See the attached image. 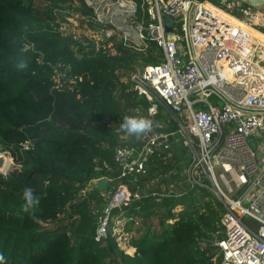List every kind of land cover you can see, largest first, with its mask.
<instances>
[{"label":"trees","instance_id":"trees-1","mask_svg":"<svg viewBox=\"0 0 264 264\" xmlns=\"http://www.w3.org/2000/svg\"><path fill=\"white\" fill-rule=\"evenodd\" d=\"M70 1L0 0V152L17 166L0 173V264H219L215 242L224 235V204L209 187L186 178L176 193L156 188L160 200L150 191L114 209L125 225L112 219L108 237L96 241L90 208L93 199L102 200L97 189L81 197L79 191L100 174L118 175V169H95L103 162L117 168L114 151L125 133L105 120L148 105L122 78L139 62H152L155 47L146 56L117 45L113 55L65 36L53 7ZM77 1L76 11L89 17L91 10ZM171 162H157L147 178L161 174L167 181ZM25 188L40 198L28 211ZM70 211L74 218L54 225Z\"/></svg>","mask_w":264,"mask_h":264},{"label":"built area","instance_id":"built-area-1","mask_svg":"<svg viewBox=\"0 0 264 264\" xmlns=\"http://www.w3.org/2000/svg\"><path fill=\"white\" fill-rule=\"evenodd\" d=\"M82 2L91 10L80 17L94 49L116 55L120 45L148 56L155 47L153 61L142 63L128 80L129 91L148 103L130 113L152 119V130L139 138L121 133L113 156L117 168L107 162L95 168L118 169V175L100 174L79 191L86 196L107 178L106 189L98 190L101 204L91 202L96 241L108 237L112 219L125 225L114 209L150 191L161 199L146 179L157 162L173 160L180 139L191 157L186 181L209 187L225 207L224 235L215 242L219 264H264V41L248 30L264 34V11L240 0ZM55 80L60 89L59 74ZM122 120L107 117L105 123L121 126ZM168 125L177 128L165 130ZM0 173L8 175V165ZM124 235L127 243L129 234Z\"/></svg>","mask_w":264,"mask_h":264},{"label":"rangeland","instance_id":"rangeland-1","mask_svg":"<svg viewBox=\"0 0 264 264\" xmlns=\"http://www.w3.org/2000/svg\"><path fill=\"white\" fill-rule=\"evenodd\" d=\"M214 2H218L219 0H214ZM47 2H37L36 5L41 8L46 6ZM80 4L76 0H72L66 4H60L58 6H54L53 10L57 14V20L58 22L61 23V30L63 31V34L65 36H71L74 40H77L78 42L83 43L85 46L86 44L84 43V40H87V32L84 28L85 21L80 17L79 13L76 11V8ZM141 67L140 62L136 65V69H139ZM133 70V71H135ZM132 72V71H131ZM126 73V75H123V82H126L127 85L129 86V76L131 74ZM181 137V136H180ZM180 139L177 140V143L174 144L173 146V154H174V160H172L171 163H173L171 172L168 173L167 178H171V181L169 178L167 181H165V177L161 174L155 175L153 177L147 178L148 185L147 188L149 187V183H153V185H150L151 188L156 189L159 188L161 190H165L168 192H173L176 193L182 188V184L185 183H180V182H185L186 178V170L189 166L190 162V156L188 150L184 147L183 143L179 141ZM0 155L6 156L8 159V170L12 172L14 169L17 168L16 163L14 158L6 153V152H0ZM151 173V169H150ZM151 175V174H150ZM94 186V184H93ZM105 190V189H103ZM91 213L92 209L90 208ZM72 211L69 213H61L58 217V220L54 222V225L59 224V223H68L72 218H74ZM157 222V220H155ZM53 225V224H52ZM50 225L51 227H53ZM48 226V225H46ZM132 252V251H130Z\"/></svg>","mask_w":264,"mask_h":264},{"label":"clouds","instance_id":"clouds-1","mask_svg":"<svg viewBox=\"0 0 264 264\" xmlns=\"http://www.w3.org/2000/svg\"><path fill=\"white\" fill-rule=\"evenodd\" d=\"M20 68H25L26 64L21 63L19 65ZM155 115V109L149 110V116ZM154 121L145 116H126L123 119L121 124V129L128 133L129 135L136 136L139 138L141 135L150 132L153 128ZM23 199L25 201L24 210L28 211L29 209L35 207L40 203V198L36 194H34L31 188H25L23 193ZM3 260V257L0 256V261Z\"/></svg>","mask_w":264,"mask_h":264},{"label":"water","instance_id":"water-1","mask_svg":"<svg viewBox=\"0 0 264 264\" xmlns=\"http://www.w3.org/2000/svg\"><path fill=\"white\" fill-rule=\"evenodd\" d=\"M240 1L244 2L245 4L255 9L264 11V0H240ZM84 43L86 44L87 47L90 48L96 47L95 43H90L88 40H84ZM7 160L8 159L6 158V156L0 155V171L4 170L8 165L9 162ZM106 187H107V178H103L94 184V188H96L97 190H103L106 189Z\"/></svg>","mask_w":264,"mask_h":264},{"label":"bare ground","instance_id":"bare-ground-1","mask_svg":"<svg viewBox=\"0 0 264 264\" xmlns=\"http://www.w3.org/2000/svg\"><path fill=\"white\" fill-rule=\"evenodd\" d=\"M222 14H224V13H222ZM237 23L240 24V22H237ZM240 25H242V24H240ZM248 30H251V31H250V34H251L252 36H255L256 38H259V39H261V40L264 41V35H263V34H261V33L257 32V31H255V29H252V28H250V29H248Z\"/></svg>","mask_w":264,"mask_h":264},{"label":"crops","instance_id":"crops-1","mask_svg":"<svg viewBox=\"0 0 264 264\" xmlns=\"http://www.w3.org/2000/svg\"><path fill=\"white\" fill-rule=\"evenodd\" d=\"M240 25V24H239ZM242 26V25H241ZM251 30H249V32H250Z\"/></svg>","mask_w":264,"mask_h":264}]
</instances>
